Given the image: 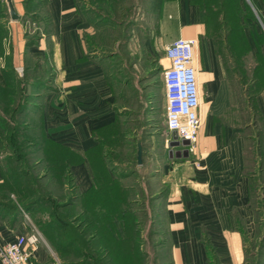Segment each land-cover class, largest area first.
Segmentation results:
<instances>
[{"label": "crops", "instance_id": "crops-1", "mask_svg": "<svg viewBox=\"0 0 264 264\" xmlns=\"http://www.w3.org/2000/svg\"><path fill=\"white\" fill-rule=\"evenodd\" d=\"M13 2L18 19L11 18L6 1L0 0L8 16L0 18L6 29L0 28V69L10 65L16 73H38L41 81L34 80L29 85L40 96L37 116L47 141L74 154L69 167L77 195L98 188L102 181L94 161L100 159L101 146L107 137L112 138L124 126L128 141L136 138L138 144L141 139L142 162L137 155V164L155 163L152 178L164 183L155 199L162 200L170 244L168 259L164 257L161 264H210L203 236L209 239L221 264H244L245 237L250 243L261 235L259 210L254 205L251 176L247 172L251 106L263 127L261 162L256 176L264 186V86L262 51L258 50L257 39L249 38V57L254 54V58H259V69L254 68V63V69L245 67L248 73H239L243 69L239 45L232 44V57L227 59L217 52L197 0H163L156 25L142 38L139 52L144 54L145 64L150 60L164 69L170 63L166 45L179 37L195 38L200 87L201 127L193 149L186 156H171L170 149L175 153L185 146L176 150L170 146L173 137L167 125L161 134L150 130L145 124V96L140 95L142 90L154 88L150 87V79L156 76L166 117L164 73L163 76L137 73L135 78V73H130L129 83L107 73V59L87 49L84 35L89 30L90 16L76 0H45L42 11L50 17V24L38 29L40 35L35 42L29 41L33 35L27 22L21 20V14L39 10L30 6L27 11L25 0ZM132 84L135 88L131 93L127 88ZM118 85L121 89L117 91ZM238 94L243 95V100L237 99ZM129 104L133 106L132 113L125 111ZM111 177L114 179L115 175ZM152 178L147 180L153 183ZM5 182L6 167L0 162V241L35 234L37 241L27 244L32 264H61L29 211L24 210L23 216L16 196L2 194ZM111 228L116 237L124 235V224L119 218H115Z\"/></svg>", "mask_w": 264, "mask_h": 264}, {"label": "trees", "instance_id": "trees-1", "mask_svg": "<svg viewBox=\"0 0 264 264\" xmlns=\"http://www.w3.org/2000/svg\"><path fill=\"white\" fill-rule=\"evenodd\" d=\"M76 1L83 11L89 13V10L81 6L80 0ZM105 1L110 3V7L118 18L125 17L124 14L127 13L128 7L122 0ZM252 1L258 6L259 0ZM25 2L27 11L30 6L39 10L38 13L36 11L35 13L42 14L45 27H49L50 17L42 11L45 0H25ZM162 2L163 0H154L153 8L158 11ZM3 13V7L0 5L1 16H4ZM89 16L91 20V13ZM1 24L0 21V28L6 30ZM39 35L38 32L37 35L29 38V41L31 39L32 42H35ZM89 51L94 54V50L90 49ZM262 65L264 66L263 61L261 67ZM30 74L19 77L10 65L0 69V156L5 155L13 161L6 166L5 191L2 194L5 196L14 194L22 210L29 211L28 209L34 208L36 214L49 211L50 216L46 223L49 222L53 236L59 242L57 243L59 249L52 246L61 257L63 264H79L81 262L75 260L66 262L69 254L80 256L83 264H151L149 250L142 248L143 235L140 233L139 226L142 220L137 212L139 210L132 208V202L136 201L135 198H131L132 195L134 197L135 189L133 186L127 188L123 184L122 173L119 175V169L110 161L111 158L121 160L122 151L119 146L128 140L126 129L124 126H120L112 138L108 136L101 146L100 159L97 158L94 161L95 167L100 170L99 180L102 181L98 188L83 195H77L73 192L74 177L69 167V164L71 165L75 159L74 154L66 148L63 149L60 145L47 141L44 131L40 132L39 137H31L25 133L27 130L25 121L28 119L25 110L30 108V101L27 97L30 93L27 92V86L34 80L35 82L41 81L38 80L39 76V78L35 76L36 73ZM5 106L9 107L7 111H3ZM250 110H253L252 107ZM6 114L11 115V118H7ZM24 116L26 120L22 121ZM16 119H18L17 122H15ZM257 122L259 128L258 138L254 145L256 148L254 150V167L251 169L247 165V172L251 176L252 191L254 184L259 185L258 182H260L256 176V170L261 162L260 135L263 132V127L258 117ZM20 125L24 127L22 126L20 129ZM249 135L252 140V135ZM133 146L134 154L131 155L128 152L123 158L130 159V162L135 158L137 163V140H134ZM248 147L247 160H249ZM111 174L115 175L114 179ZM13 176L20 178L19 182L16 179L13 180ZM45 177L48 179L47 181L44 180ZM147 183L150 184L149 181ZM44 188L49 189L45 190ZM52 189L59 190L60 194L55 192L51 194ZM130 190H133V193ZM258 193L264 201V186ZM255 203L256 199H254V205L257 211L259 210L257 222L261 228V235L259 239H254L250 243L245 237L244 264H264V206L257 207ZM69 208L75 209L74 215L70 216L71 210H67ZM115 218H119L124 224L123 236L116 237L112 232L111 227L114 226ZM54 222L55 225L52 226ZM202 239L207 248L210 264H221L209 239L206 236H203Z\"/></svg>", "mask_w": 264, "mask_h": 264}, {"label": "rangeland", "instance_id": "rangeland-1", "mask_svg": "<svg viewBox=\"0 0 264 264\" xmlns=\"http://www.w3.org/2000/svg\"><path fill=\"white\" fill-rule=\"evenodd\" d=\"M128 9L126 10L125 17H117L113 12V9L110 7L105 0L102 1H93V0H80L81 6L89 10V15L91 13V23L87 34H85V42L87 49L94 50V55H99L104 59H107V73L112 74L113 76L118 77L119 79H125L127 83L131 82L130 73H135L134 78L137 76V73H161L163 76L164 69L158 67L156 62H151L149 60L148 64H145L144 54L139 52L140 44L142 38L145 34H149L151 30L154 29L157 20V11L153 8L154 0H122ZM201 3V8L203 11V18L207 23V32L209 36L212 37L213 41L216 43L217 52L227 59L229 56L232 57V44L239 45L241 52H239L242 70L239 73H248L244 71V68L256 69L260 65V60L258 57L254 58V54L250 55L251 52V43L249 38L257 39L258 50L261 48L262 61L264 62V0L258 1V6L253 3L252 0H198ZM92 10V11H91ZM4 13L6 15L5 8L3 7ZM23 21L27 22L28 30L32 33L33 37L40 32L38 29H42L45 25L43 15L37 13L21 14ZM1 18V14H0ZM7 20L10 18H6ZM244 26L247 28L246 32L249 34L246 35L244 31ZM259 40V41H258ZM233 44V45H234ZM235 46V45H234ZM136 52V56L133 55V52ZM260 54V51L257 53ZM248 57L250 59H248ZM140 60V62H139ZM246 61H249L248 63ZM136 62L139 64L135 65ZM246 62V64H244ZM254 63L256 66H254ZM254 66V68H253ZM245 68V69H246ZM263 73V86H264V66L262 65ZM253 71V70H252ZM252 73V72H251ZM19 77H24L25 73H17ZM28 75H31L28 73ZM38 76V73H36ZM129 75V76H128ZM128 76V77H127ZM27 77V75H26ZM156 79V80H154ZM141 81H145L143 78ZM150 87L153 85L154 88L148 92L142 90L143 97L145 96V124L148 123L150 130H155L157 134H161L162 131L166 128V117L163 102L159 97V92L156 88L157 78L156 76L150 79ZM130 87V88H129ZM133 84L128 86L127 91L132 93L134 90ZM121 89V86H117V91ZM126 89V88H125ZM27 92L30 94L27 96L30 101V108L25 110L27 113L28 119H25V116L22 118V121H25L27 125L26 135L31 137L40 136V132L43 131V125L39 117L37 116V111L40 106L38 105L39 95L35 92L36 89H33V86H27ZM135 95V94H134ZM249 96V95H248ZM133 98V97H132ZM247 98V96H246ZM245 98V99H246ZM1 99V94H0ZM237 99L243 100V95L238 94ZM122 102H124L122 100ZM6 107V106H5ZM13 107V105H11ZM252 107V106H251ZM9 107L3 109L7 111ZM133 109L132 104H129V109H125L128 112ZM253 109V108H252ZM250 110L249 120H251V128L247 133L252 135V140L249 141L248 147V165L252 169L254 167V150L256 140L258 138V128L259 123L257 122V117ZM5 114V113H4ZM25 115V114H24ZM129 114V118H130ZM144 115V114H142ZM141 115V119L144 117ZM7 118H11V115H7ZM132 117H134L132 115ZM148 118V120H147ZM19 119V118H18ZM15 122H17V120ZM147 120V122H146ZM24 123V122H23ZM18 125V124H17ZM23 126V125H22ZM20 125V129L22 127ZM131 126V124H129ZM24 127V126H23ZM133 127V126H132ZM126 129V128H125ZM168 131V130H167ZM134 133L133 131L130 134ZM131 141H125L119 146L121 149V160L118 158H111L112 165H115L120 171L123 180V184L127 188H133V195L131 198H135L132 202V208L138 209L139 218L142 220L139 224L141 229V235H143V245L142 248H147L149 250V261L151 264H161L166 257L168 259V250L170 244L167 238V227L165 223V212L162 210V200L157 199L156 195L160 192V189L163 188L164 183L158 182L152 178V172L154 169L156 171V166L154 164H148L147 166L139 165L135 162L133 158L132 162L130 159L123 158L129 152H133V138H130ZM135 140H137L135 138ZM131 148V150H129ZM40 155V154H39ZM138 155V153H137ZM169 155V154H168ZM3 158L0 157L1 165L5 167L8 164H11L13 161L10 160L7 156ZM5 159V160H3ZM33 161V158H32ZM151 177L153 183H147V178ZM19 182L20 178L13 176V180ZM47 181L48 179H44ZM254 184L253 194L254 199H256L257 207L264 206V201L260 197L258 191H262V186L260 183ZM158 186V187H157ZM45 190L49 188H44ZM53 190V189H52ZM133 193V190H130ZM48 192V191H47ZM52 192V193H51ZM49 193L53 194L59 193V190H53ZM73 192H75L73 190ZM76 193V192H75ZM77 194V193H76ZM130 196V195H129ZM155 197V198H154ZM21 206V205H20ZM146 208V210H145ZM142 209V210H141ZM27 212L29 215L33 216V222L38 223L41 230L46 234L50 243L59 249L57 239L53 236L49 222L46 221L49 219V211H46L41 214H36L34 208L28 209ZM71 210V208L67 209ZM75 214V209L71 210V215ZM23 210V216H24ZM37 220V222H36ZM55 225V222L52 226ZM56 240V241H55ZM67 256L66 262L71 260L83 261L80 256L69 254ZM59 257V262L63 264L61 257ZM252 257V256H251ZM264 258V257H263ZM264 261V260H263ZM79 263V264H80Z\"/></svg>", "mask_w": 264, "mask_h": 264}, {"label": "built area", "instance_id": "built-area-1", "mask_svg": "<svg viewBox=\"0 0 264 264\" xmlns=\"http://www.w3.org/2000/svg\"><path fill=\"white\" fill-rule=\"evenodd\" d=\"M165 54L170 61L164 68L166 125L170 132L176 131L180 139H188V147L193 149L201 127L197 40L176 38L166 45ZM36 241L35 234L19 235L13 241H0V264H32L27 244Z\"/></svg>", "mask_w": 264, "mask_h": 264}, {"label": "water", "instance_id": "water-1", "mask_svg": "<svg viewBox=\"0 0 264 264\" xmlns=\"http://www.w3.org/2000/svg\"><path fill=\"white\" fill-rule=\"evenodd\" d=\"M6 4L8 6V10H9V14L11 16L12 19H18L19 18V14L16 11L15 5L13 0H5ZM172 137H173V141L172 143H170L171 147H178V146H185V149H178L175 153L173 151V149H170V155H178V156H186L189 153V143L190 141L188 139H180L177 132L173 131L172 132ZM138 160L141 163L142 162V155H143V145L141 142V139L138 141Z\"/></svg>", "mask_w": 264, "mask_h": 264}, {"label": "flooded vegetation", "instance_id": "flooded-vegetation-1", "mask_svg": "<svg viewBox=\"0 0 264 264\" xmlns=\"http://www.w3.org/2000/svg\"><path fill=\"white\" fill-rule=\"evenodd\" d=\"M177 149V147L176 148H174V150H176Z\"/></svg>", "mask_w": 264, "mask_h": 264}]
</instances>
